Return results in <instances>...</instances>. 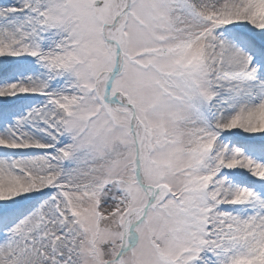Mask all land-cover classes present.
I'll return each mask as SVG.
<instances>
[{"label": "snow or ice", "instance_id": "snow-or-ice-1", "mask_svg": "<svg viewBox=\"0 0 264 264\" xmlns=\"http://www.w3.org/2000/svg\"><path fill=\"white\" fill-rule=\"evenodd\" d=\"M0 264H264V0H0Z\"/></svg>", "mask_w": 264, "mask_h": 264}]
</instances>
